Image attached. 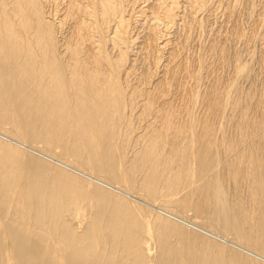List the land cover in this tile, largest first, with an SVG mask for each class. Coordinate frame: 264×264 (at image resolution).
<instances>
[{
    "label": "bare ground",
    "instance_id": "6f19581e",
    "mask_svg": "<svg viewBox=\"0 0 264 264\" xmlns=\"http://www.w3.org/2000/svg\"><path fill=\"white\" fill-rule=\"evenodd\" d=\"M214 1L0 0V264H264V0Z\"/></svg>",
    "mask_w": 264,
    "mask_h": 264
},
{
    "label": "rangeland",
    "instance_id": "374dc122",
    "mask_svg": "<svg viewBox=\"0 0 264 264\" xmlns=\"http://www.w3.org/2000/svg\"><path fill=\"white\" fill-rule=\"evenodd\" d=\"M216 1V2H215ZM214 1V3H212V6L209 8V10H206L205 12H206V22H207V25L208 26H210V27H208V28H211L212 29V32H214L215 30L217 31V30H219V28H220V26H221V31L222 32H224L225 33V27L223 28L222 26L224 25V26H226L227 25V21H226V19H228V17H227V15L225 14V10H224V8L226 7L225 6V1L224 0H215ZM220 1L222 2H224V4H223V2H222V6H221V3H220ZM262 1V0H261ZM260 1V3H262ZM215 5H217L216 7H215ZM263 5V4H262ZM223 6H225L224 8H223ZM214 7H215V9H214ZM244 7V8H243ZM213 8V9H212ZM242 9H241V12H239L240 13V15L243 17V19H244V21H245V25L244 26H246L245 27V30H246V32L247 33H249L250 35H251V31H253L254 29L253 28H255V26H253V25H255L254 24V18L252 17H249V16H247V15H250L249 14V12H248V6L246 7V6H244V5H242V7H241ZM219 9V10H218ZM243 9H246L247 11H243L242 12V10ZM216 10V11H215ZM223 10H224V13H223ZM213 11H214V13H213ZM205 12L203 13V15L205 14ZM212 12V13H211ZM220 12V13H219ZM242 13H243V15H242ZM214 14V15H213ZM210 15V16H209ZM213 15V16H212ZM226 15V16H225ZM209 16V17H208ZM212 17V18H211ZM212 20V21H211ZM216 20V21H215ZM214 21V22H213ZM209 23H212V24H209ZM224 23V24H223ZM230 23H231V21H229V25H230ZM252 23V24H251ZM246 24H248V25H246ZM253 26V27H252ZM261 26V27H260ZM252 29H251V28ZM259 28V29H258ZM214 29V30H213ZM256 29H257V35H256V39H255V41H252L253 43L251 44V45H253V44H256V45H253V46H255V47H258V48H261V45L263 46V43H264V23L263 24H261V25H259V26H257L256 27ZM210 30V29H209ZM224 30V31H223ZM259 30V31H258ZM209 34H211V32L210 33H208V35ZM209 37V36H208ZM208 37H207V39L206 40H208ZM261 44V45H260ZM237 47H239L240 49L242 48H244L245 47V49H246V46H245V44H243V43H237ZM138 193V190H135L134 191V194H137ZM140 193V192H139ZM170 208H172L173 210H176V208L174 207V206H172V207H170ZM186 215H187V218L189 219V220H191V221H194V222H197V221H199V220H201V219H203V215H200V216H196L195 215V213L194 212H189V213H185ZM73 223H75V225L76 226H79V227H83V221L82 220H80V219H73V221H72ZM152 223V222H151ZM202 231V230H201ZM218 233H220L219 231H218ZM220 234H223V233H220ZM148 233H145L144 234V238H145V236L146 237H148ZM224 235V234H223ZM226 238H229L230 240H234L232 237H230V236H228V235H224ZM155 237H153V239H154ZM234 238H236V239H241V240H246L247 238H245V237H242V236H240V235H234ZM146 241V240H145ZM145 243V242H144ZM151 247V246H150ZM149 253L150 254H152V250L151 251H149ZM260 253H262V252H260ZM262 254H264V253H262ZM151 260H153V258L151 257Z\"/></svg>",
    "mask_w": 264,
    "mask_h": 264
}]
</instances>
